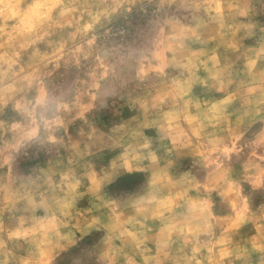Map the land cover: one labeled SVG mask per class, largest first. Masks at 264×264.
Instances as JSON below:
<instances>
[{
  "label": "clouds",
  "instance_id": "clouds-1",
  "mask_svg": "<svg viewBox=\"0 0 264 264\" xmlns=\"http://www.w3.org/2000/svg\"><path fill=\"white\" fill-rule=\"evenodd\" d=\"M181 2L187 6L188 0ZM204 2L209 10L215 7V0ZM23 3L25 0H0L6 34L7 22L18 18L13 9L43 11L37 24L42 34L36 39L50 35L54 28L74 30L69 39L51 53L34 52L31 63L26 66H18L19 53L0 57V111L11 106L17 115L11 124L0 121V133L11 134L10 146L16 152L32 143L59 145L70 148L74 159L81 163L79 171L72 166L73 160L59 173L41 170L40 175L27 178L15 190L11 188L15 181L9 168L8 184L4 186L7 203L12 210L25 214L20 217L18 227L9 232V239L23 240L34 249L27 259H20V264H52L58 252L76 245V233L82 237L93 230L102 234L100 240L92 256L79 257V264H118L122 255L128 264H133L124 247L114 243L116 240L124 243L128 234L126 223L134 222L143 228L142 220L158 219L164 224L162 233L172 229L193 236L207 232L218 219H227L213 214L212 193H216L234 215L243 210L246 218L264 220V201L257 208L258 216L252 211L256 200L264 196V167L253 161V157L264 161V155L256 156V149L264 148V127L246 145L252 151L241 165L242 172L237 171L235 164L243 148L227 154L224 151L243 138L245 121L255 122L264 111L260 107L264 105V71L250 82L251 89L241 82L235 91H230L234 83L231 65L221 66L215 49L209 55L205 51L193 52L186 46L185 41L193 38L201 43L208 41L201 40L197 31L204 26L203 21L195 28L188 27L174 14L172 6L177 0H72L71 7L65 0H32L21 9ZM235 7L229 5V10ZM66 8L68 13L77 15L66 14ZM134 8L145 18L139 37L142 46L130 40L126 29L115 30L119 19L132 14ZM57 9L60 11L54 18L52 13ZM236 15H243L247 22L228 25L219 38L226 47L240 54L238 59L244 58L250 72L257 61L264 60V24L254 21V14L247 9ZM241 30L244 35L237 39ZM78 38L86 39L77 42ZM245 39H256L258 47L243 48L241 41ZM62 60L73 62L78 71L83 70L84 78L74 94L53 83L52 74L47 71L49 64L55 62L58 68ZM198 66L207 72L206 79L196 76ZM168 67L183 70L180 76L187 72V78L175 77L168 82L165 72ZM153 77L161 81L159 86H149ZM208 80L213 83L208 85ZM197 81L225 95L218 100H194L189 94ZM249 90L258 92V99H250ZM109 96L126 101L129 111L136 114L115 126L110 134L97 135L94 128L90 129L86 140L82 141L83 148L81 141L72 143L70 128L77 120H86L82 108L85 99L90 111L97 101L107 106ZM169 98L171 106L164 110ZM241 98L245 110L242 113L238 109L229 111ZM48 103L51 104L49 115L38 119L36 110ZM233 116L235 121L231 119ZM149 129L156 130L155 138L145 134ZM105 150L117 153L106 167L97 170L85 159ZM183 158H190L194 166L203 170V182L191 170L174 174L173 170ZM121 172L146 173L147 182L135 195L119 200L110 198L105 189ZM57 174L58 182L53 179ZM245 184L250 189L247 194ZM193 192L195 196L190 195ZM18 204L22 207L17 208ZM129 207L135 209L142 220L132 217L123 221L124 209ZM177 209L184 211L177 212ZM37 210H43L44 215L36 216ZM50 222H54V226ZM259 240L260 247L254 246L255 250L264 252V231ZM230 242L231 236L225 229L219 243ZM3 247L5 245L0 243V248ZM42 251L48 256L41 257ZM238 251L243 255L245 250ZM10 255L5 252L6 258Z\"/></svg>",
  "mask_w": 264,
  "mask_h": 264
},
{
  "label": "rangeland",
  "instance_id": "rangeland-1",
  "mask_svg": "<svg viewBox=\"0 0 264 264\" xmlns=\"http://www.w3.org/2000/svg\"><path fill=\"white\" fill-rule=\"evenodd\" d=\"M32 3V0H25L21 4V9L25 8L27 4ZM68 7L72 6V0H65ZM229 5H236L235 8L229 10ZM149 8L151 6H148ZM248 10L252 15L254 21L264 24V0H215V7L209 10L208 4L204 0H188L187 6L183 5L181 0L172 6V11L176 16H179L183 23L188 27L195 28L201 21L204 26L197 29L201 36V40L208 41L201 43L192 40H186V46L193 52L205 51L209 55L215 49L217 56L220 59L221 66L231 65V78L234 83L230 86V91H235L238 85L243 82L251 89L250 82L253 79H258L262 71H264V60L257 61L254 68L249 72L246 67V61L239 53L233 52L226 47L220 40L219 34L227 30L230 24H239L247 22L243 15H236V13H243ZM18 18L10 19L7 22L8 34L5 33V25L3 21V12L0 10V57L5 54L11 56L13 53H19L18 66H26L31 63L32 54L39 52L41 55L49 54L63 41L68 40L70 33L74 30L72 28H54L50 30V35L43 36V39H36L37 35H41L37 24L43 16V11L38 8H32L30 11L17 12ZM59 9L52 13L56 18ZM70 16H76L77 13H68ZM234 17V18H233ZM145 24L143 13L138 8L133 9V13L121 17L115 26L118 31L121 28L126 29L130 40L142 46L139 37L142 34ZM13 29H15L13 31ZM244 35L243 30L237 33V39ZM215 37V39H209ZM259 33L257 34V39ZM86 38H78L77 42H83ZM243 48L258 47L256 39H245L241 41ZM242 48V50H243ZM169 57L171 54H168ZM205 57H201L204 59ZM59 67L56 63L48 65L47 71L51 72V80L53 83L63 87L69 94H74L75 88L79 86V81L84 78L83 70H77L73 67V62L65 63L63 60L59 62ZM181 69L168 67L165 69L168 82L172 78L179 77L181 80L186 79L187 72L180 76ZM196 76L200 79L207 78V72L202 66H198ZM160 80L153 77L149 86H159ZM213 82L207 81L208 85ZM143 90H141L142 93ZM135 94V93H134ZM194 100H218L223 98L225 93L218 92L214 88L201 85L197 81L189 94ZM248 97L250 99H258L259 93L249 90ZM187 99V97H186ZM171 98L164 103V110L171 106ZM87 98L82 108L85 111L86 120H77L70 128L71 142L75 143L81 141V148H83L82 141L86 140L87 133L94 128L97 135L110 134V131L120 123L126 121L130 116L135 115V111H129L126 106V101L118 97L109 96L107 99V106H104L103 101H97L95 107L88 110ZM264 108V105H260ZM238 109L240 113L245 110L244 100L237 99L229 111ZM194 111V109H192ZM51 111V104H44L36 110L37 118L49 115ZM264 111L259 117H256L255 122L246 120L242 130H245V135L239 139L231 148H225L227 154L230 151L243 148L239 162L235 164L238 172H242L241 165L251 154L252 149L246 147L254 139L255 135L259 133L264 127ZM17 119L16 113L11 106L0 111V121L6 124H11ZM235 121L236 117L231 118ZM83 133L80 135L79 133ZM145 134L155 138L157 133L155 129L145 131ZM13 143L10 133H0V243L5 247L0 248V264H4L7 259V264H20V259H27L30 251H34L33 247L23 240L9 239V232L16 229L19 225L20 217L25 215L20 211L11 209V205L7 203L6 192L4 186L8 184L9 168L11 169V176L14 178V183L11 185L12 190L19 188L20 184L27 178H35L41 174V170L59 173L69 167V160H73L72 166L79 171L80 161L74 159L70 148L59 145H44L38 146L32 143L26 147H22L19 152L13 150L10 146ZM66 143H68L66 138ZM167 144V141L164 142ZM115 152L107 150L103 152H94L93 155L86 157L88 162L94 164L99 170L101 167H106L109 161L116 155ZM160 154H163L162 152ZM264 155V148L256 149V156ZM237 158L234 155L233 160ZM253 161L264 167V161ZM191 170L196 178L203 182L204 172L201 168L194 166L190 158H183L179 161L176 169L173 170L175 175L181 172ZM54 181H59V175L53 176ZM147 182V174L142 172H121L116 177L114 182L109 185L105 192L108 197L113 199H123L130 195H135L140 192ZM43 191V189H41ZM250 191L247 184L244 185V192L247 194ZM195 196L196 193H190ZM212 199L215 206L212 212L219 218L227 217V219H218L213 223V227L207 232H201L198 235H185L176 231L170 230L169 233H162L161 229L164 224L158 219L142 220L136 215L133 208L124 209L123 221H128L135 217L137 220H142L144 225L141 228L140 224L134 222L126 223L125 227L128 229V234L124 238V243L121 240L114 241L117 247H124V252L133 264H264V252L255 250L260 247L259 236L264 231V220L256 221L255 219L246 218L243 210L237 212L235 215L226 203L222 204L221 199L216 193H212ZM87 198H85V202ZM261 201H264V196H260L255 204L252 206V211L258 216L257 208ZM83 203V202H82ZM22 207L18 204L17 208ZM236 205L233 203V208ZM177 212L184 211L177 209ZM36 216H43V210H37ZM244 221L242 224L241 222ZM54 226V222H50ZM225 229L231 236V242L221 244L219 243L222 233ZM143 233V236L140 235ZM101 233L91 231L90 234L83 235L76 233L78 242L74 247H69L67 251L58 252L52 260V264H79V257L92 256L94 246L98 244ZM146 237V238H145ZM143 240V243H139ZM138 245V246H137ZM255 246V247H254ZM238 249H243L244 254L240 255ZM10 252L11 255L5 257V252ZM48 256V253L41 252V257ZM118 264H128L125 256L122 255Z\"/></svg>",
  "mask_w": 264,
  "mask_h": 264
}]
</instances>
